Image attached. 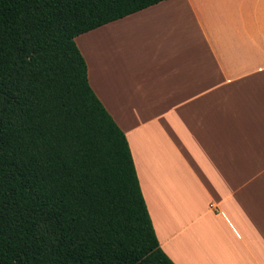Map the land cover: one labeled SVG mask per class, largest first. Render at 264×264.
Masks as SVG:
<instances>
[{
    "label": "crops",
    "instance_id": "1",
    "mask_svg": "<svg viewBox=\"0 0 264 264\" xmlns=\"http://www.w3.org/2000/svg\"><path fill=\"white\" fill-rule=\"evenodd\" d=\"M134 14L146 35L115 66L93 61L96 29L77 46L125 134L159 247L174 264H264V0Z\"/></svg>",
    "mask_w": 264,
    "mask_h": 264
},
{
    "label": "trees",
    "instance_id": "2",
    "mask_svg": "<svg viewBox=\"0 0 264 264\" xmlns=\"http://www.w3.org/2000/svg\"><path fill=\"white\" fill-rule=\"evenodd\" d=\"M166 0H0V264H174L74 39Z\"/></svg>",
    "mask_w": 264,
    "mask_h": 264
},
{
    "label": "rangeland",
    "instance_id": "3",
    "mask_svg": "<svg viewBox=\"0 0 264 264\" xmlns=\"http://www.w3.org/2000/svg\"><path fill=\"white\" fill-rule=\"evenodd\" d=\"M143 16L135 14L130 15L119 21L112 22L105 26L103 29H96L91 38H94V42L91 49V54L94 62H101L104 59L107 64H109V58L115 57L113 64L115 66L116 57L118 54H127L135 52V37L141 36V38L146 35V31L142 28H135V19L140 21ZM154 19L156 17H153ZM85 35V34H82ZM80 35V36H82ZM78 36L75 43L77 45L78 41L82 42ZM78 47V46H77Z\"/></svg>",
    "mask_w": 264,
    "mask_h": 264
}]
</instances>
